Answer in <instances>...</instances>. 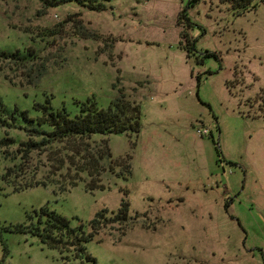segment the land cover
<instances>
[{
  "label": "rangeland",
  "instance_id": "1",
  "mask_svg": "<svg viewBox=\"0 0 264 264\" xmlns=\"http://www.w3.org/2000/svg\"><path fill=\"white\" fill-rule=\"evenodd\" d=\"M104 2L91 10L0 0V49L38 56L29 67L0 59V97L30 110L53 97L75 115L89 98L106 108L123 91L141 109L138 137L93 139L108 138L132 174L106 172L105 189L93 192L84 181L63 194L54 185L14 191L1 178L14 162L0 150L2 225L49 205L90 231L99 211L118 212L125 199L128 222L86 243L98 264H264V3L238 14L222 0ZM0 130L27 139L23 129ZM39 158L32 170L47 172ZM68 254L31 233L0 232L3 264H81Z\"/></svg>",
  "mask_w": 264,
  "mask_h": 264
},
{
  "label": "trees",
  "instance_id": "2",
  "mask_svg": "<svg viewBox=\"0 0 264 264\" xmlns=\"http://www.w3.org/2000/svg\"><path fill=\"white\" fill-rule=\"evenodd\" d=\"M40 1L47 8L62 5H77L91 10L107 8L104 0ZM222 2H229L239 14L258 7L264 3V0H222ZM185 15L186 13H183L180 19L185 18ZM184 35L189 40L188 33L185 32ZM9 48L0 49L1 60L19 61L18 63L29 67L30 57L32 56V59L38 57L36 52L26 47ZM52 98L48 97L45 102H36L30 110L18 106L10 109L0 97V129L17 127L25 130L27 134L25 140L0 134V150H3L4 159L14 162L13 165L5 168L1 178L12 184L14 191L39 185H54L56 194L67 192L82 181L85 182L88 191L105 189L102 176L106 172L128 178L132 174L131 161L114 160L109 139L103 138L97 141L93 136L101 134L107 137L110 134L127 133L131 137L133 134L138 137L141 130L139 104L127 99L122 91V95L115 98L106 108L99 106L95 99L89 98L81 103L79 112L72 115L65 106L56 108ZM14 143H18L20 147L11 150L10 147ZM42 154H46L47 163L43 164L50 166L49 170L40 172L39 165L32 170V160ZM40 161L43 162L39 158L38 162ZM123 162L125 165L122 164ZM119 165L125 166L124 170L116 173ZM27 218L29 221L25 223L9 226L2 225L0 220V232L4 230L31 233L43 244L57 249L64 260H70L68 253L73 252L74 257L81 260V264H98L97 260L87 252L86 243L95 239L105 227L128 222L130 203L124 199L118 212L110 213L108 209L99 211L90 222V231L85 229L84 224L73 227L68 217L49 205L34 210L27 215ZM3 245L7 249L4 241Z\"/></svg>",
  "mask_w": 264,
  "mask_h": 264
},
{
  "label": "built area",
  "instance_id": "3",
  "mask_svg": "<svg viewBox=\"0 0 264 264\" xmlns=\"http://www.w3.org/2000/svg\"><path fill=\"white\" fill-rule=\"evenodd\" d=\"M203 133H206V131H205V132H202V134H203Z\"/></svg>",
  "mask_w": 264,
  "mask_h": 264
}]
</instances>
